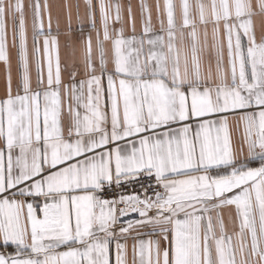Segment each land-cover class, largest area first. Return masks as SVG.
Listing matches in <instances>:
<instances>
[{
    "label": "snow or ice",
    "instance_id": "obj_1",
    "mask_svg": "<svg viewBox=\"0 0 264 264\" xmlns=\"http://www.w3.org/2000/svg\"><path fill=\"white\" fill-rule=\"evenodd\" d=\"M65 8L0 0V264H264V0Z\"/></svg>",
    "mask_w": 264,
    "mask_h": 264
},
{
    "label": "crops",
    "instance_id": "obj_2",
    "mask_svg": "<svg viewBox=\"0 0 264 264\" xmlns=\"http://www.w3.org/2000/svg\"><path fill=\"white\" fill-rule=\"evenodd\" d=\"M30 0H25V3H29ZM122 2L127 5L129 3V0H122ZM132 4L134 5V10L136 12L137 15V31L139 32L141 30V23L139 20V8H138V4H139V0H131ZM150 3H154L155 0H149ZM48 3L52 6V23H53V28H55L56 26V18L57 16H60L62 18L63 21V17L65 16V12H66V5H71L72 6V23H73V28H76V25L78 23V17H77V8L76 5L79 4L80 5V15L84 16L85 15V8H84V0H48ZM125 19H127V14L125 13ZM45 21L47 23V17H45ZM85 25H87V19L85 16ZM153 23L156 27L157 30H159V24L156 22L155 19V14H154V18H153ZM254 25H255V29L257 31V34L259 35L261 31H264V17L261 16H256L254 17ZM66 26L65 24L62 22L61 23V59L62 62H67L70 60V53L69 50L67 48L64 47L65 44V40L66 37L64 35V30H65ZM89 31H92V35H93V41L95 42V32L93 30H91L90 28L85 27V34H87ZM55 34V33H54ZM29 35L31 36V27L29 29ZM73 36L76 38L77 42L80 39L79 36V32L75 31L73 33ZM4 89V67L2 64H0V92H3ZM226 215H228V213H226ZM229 230L231 231L232 229V224L229 222L228 224ZM130 243V247H129V262L131 264V259H132V251H131V242Z\"/></svg>",
    "mask_w": 264,
    "mask_h": 264
}]
</instances>
